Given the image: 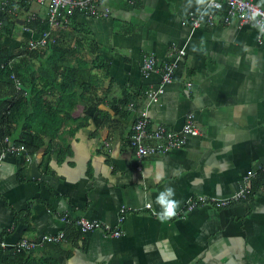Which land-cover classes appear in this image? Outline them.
<instances>
[{
	"label": "crops",
	"instance_id": "crops-1",
	"mask_svg": "<svg viewBox=\"0 0 264 264\" xmlns=\"http://www.w3.org/2000/svg\"><path fill=\"white\" fill-rule=\"evenodd\" d=\"M252 1L264 9V0ZM32 3L21 17L22 10L14 11L12 35L0 47L25 46L31 35L21 29L26 13L42 17L44 10ZM104 4L106 16L77 11L63 29L69 36L50 37L39 47L40 58L25 53L17 63V75L54 77L56 85L61 74H70L65 66L78 72L74 86L72 79L67 82L72 91L58 95L54 87L43 93L51 109L60 107L57 115L49 107L32 118L19 111L10 124L15 132L9 139L15 145L22 144L14 134L46 132L29 160L22 151L0 156V239L5 248L20 238L66 229L58 246H39L35 252L58 264H264V175L254 178L245 200L218 208H184L196 195L233 194L263 156L264 33L258 39L255 26L229 16L225 4L209 8L207 0ZM199 15L202 21L192 26ZM52 43L63 46L50 47ZM50 52L61 62L48 64ZM148 54L158 65L174 61L176 67L157 100L146 104L145 92L159 78L141 70ZM101 61L106 68H98ZM22 82L15 80L14 87L0 83V96L11 99L22 90L27 109L30 91L42 86L40 80L35 86L29 79ZM31 103L40 109V101ZM141 112L152 126L175 131L191 113L198 134L187 136L179 149L139 160L127 136ZM169 186L179 206L162 223L155 200ZM121 207L124 218L118 223ZM79 217L96 219L121 234L80 233L72 224Z\"/></svg>",
	"mask_w": 264,
	"mask_h": 264
},
{
	"label": "built area",
	"instance_id": "built-area-1",
	"mask_svg": "<svg viewBox=\"0 0 264 264\" xmlns=\"http://www.w3.org/2000/svg\"><path fill=\"white\" fill-rule=\"evenodd\" d=\"M35 3L44 6L42 18L47 22V29L42 31H33L29 27L22 25V31H27L31 35L26 39L25 47L28 50L42 47L51 37L50 28L54 26H65L66 16H71L75 10L92 17L106 16L108 9L105 6H100L103 0H33ZM30 0H25L24 4H28ZM222 4L227 6L229 16H234L239 22L250 23L251 25L264 24V9L252 0H207L209 8L218 10ZM14 13V9L10 10ZM259 13L253 19L254 13ZM36 17V14L26 13L23 20L30 21ZM201 18V19H199ZM202 21V16L192 18V26H198ZM210 24V22L208 21ZM258 33L256 37L260 39V28L256 27ZM178 54H182L183 50L179 49ZM176 64L172 62H164L161 65L156 64L155 58L148 54L143 56L141 70L143 73L156 72L158 74V83L155 86L148 88L145 92L146 104L155 102L157 97L162 92L165 85L171 82ZM186 90L190 89V84L186 83ZM198 134L197 128L193 124V116L187 113L184 116V121L181 128L177 131L165 128L162 124L151 125L150 119L144 112L135 118L131 125V133L127 136L128 145L133 149L134 156L137 159L143 157L163 154L170 150L179 149L186 143L187 136H195ZM2 147L0 148V156L8 151H22L26 159H30V154L22 145H14L9 142L7 137H3ZM259 173H264V153L261 160L253 167L249 168L242 178V184L238 189L229 196L224 197H208L196 195L187 200L184 208L191 210L196 206L210 205L218 208L229 205L231 202L245 200L251 194L249 179L255 177ZM148 207V204H146ZM124 209H119L120 215L117 217V222H121L124 218ZM74 226L80 233H85L93 230L103 231L105 234L117 237L121 234L119 229L110 227L109 225L97 221L96 219H87L79 217L74 220ZM63 239L62 231L53 234H42L38 237L20 238L12 248L15 249H32L42 246L47 242H59ZM0 247L5 248L4 242L0 239Z\"/></svg>",
	"mask_w": 264,
	"mask_h": 264
},
{
	"label": "trees",
	"instance_id": "trees-1",
	"mask_svg": "<svg viewBox=\"0 0 264 264\" xmlns=\"http://www.w3.org/2000/svg\"><path fill=\"white\" fill-rule=\"evenodd\" d=\"M24 1L25 0H0V41L4 37L10 38V36L12 35V31L15 25V16L13 13H11L10 10L12 9H14V11L27 10V5L24 4ZM76 14H77V10H75L71 16L65 17L66 19V22H64L65 26L57 25V26L50 28L51 37L69 36L70 35L69 32H66L63 29L71 25L72 19ZM23 23L25 26L29 27L33 31H42L43 29H47L48 27L47 22L39 15L38 16L36 15V17L33 20H30L27 22L24 20ZM72 28L74 29V27ZM78 33L79 32H74L73 36L75 37L79 36ZM62 46L63 45L52 43L50 47L60 48ZM25 53H28L29 56L31 57L36 54L35 56L40 58V56L43 53V49L37 47L31 50H28L25 48V46H23L15 50H12L5 45L0 47V83L6 82L5 84L11 87H14L15 80H18V84H23V82L21 83V81H23L24 79H29L30 83L34 86L36 85L35 80H40L41 82L40 86H42L41 88L35 87L36 89H34L33 87V89L30 91L29 99H27V101L28 100L29 101L26 104L27 109L24 108L25 104L22 102L23 100H25V98L21 97L19 93L22 90H20L17 93H13L11 99H4V98L2 99L0 96V145L3 144L1 142L3 140V137H7L8 140L10 141L9 135L12 132H15L13 128H11L10 124L16 120L15 116L16 114H18L19 111H20V114H22V116L28 115L32 118L34 117L35 113H37L39 110L46 109L47 107L50 108V100H47L46 98H44L43 93L48 94L47 91L50 89H53L54 87H58V90H59L58 95H60L61 92H62L61 94L63 95L69 90L72 91V88L70 89L68 88L70 86L67 83L69 78L72 79L73 81L71 85L72 86L75 85V78L73 77L76 76V72H78V68L76 67L65 66V69L62 68L63 71L65 72L70 71V74L69 75H67V73H63V75L61 74L60 75L61 83L57 85L54 82L55 81L54 77L45 78L40 75H37V78H35L33 75H28V76L17 75V71H16L17 63L23 60L22 55H24ZM60 56L62 57V54H60ZM16 57L18 58V60L15 62L14 59ZM46 58H47L46 59L47 63L51 65L52 63L61 62L60 59H56L54 52H50ZM58 66L59 64H57L54 68ZM28 68H31V67H28ZM98 68H103V69L106 68L105 61H101L99 63ZM83 95H84V91H81L79 93V96H83ZM31 100L40 101L39 107H37L40 109L34 108L35 105L31 108L33 104L31 103ZM20 105H21V109H20ZM50 110H51L50 111L51 114L57 115L58 112L60 111V107L58 106L54 110L50 108ZM44 132L46 131H43V132L37 131V133H28V134L18 133V135L16 134V138L14 134V140L18 144H22L27 149L29 154H32L42 144V135H44ZM259 174L264 175V173H259ZM255 177L249 179L251 191L253 187L255 186L254 184ZM72 224L74 225V222H72ZM65 230L66 229L62 231L63 239L65 238V234H64ZM59 242H47V243H44L42 247L43 246L48 247V245H52V244H55V246L56 245L58 246ZM35 250L36 248L15 249V248H3V247L1 248L0 247V264H58L52 257L46 256L44 254L36 253Z\"/></svg>",
	"mask_w": 264,
	"mask_h": 264
},
{
	"label": "clouds",
	"instance_id": "clouds-1",
	"mask_svg": "<svg viewBox=\"0 0 264 264\" xmlns=\"http://www.w3.org/2000/svg\"><path fill=\"white\" fill-rule=\"evenodd\" d=\"M30 2L35 3L33 0H30ZM30 2L27 5H29ZM256 15H259V13L258 12L254 13L253 19H255ZM254 26L259 27L261 33H264V24L254 25ZM9 142H11V141H9ZM2 143H3V141H2ZM2 145H4V143ZM174 196H175V191L170 186L165 187V189L163 191L159 192L158 195L156 196L155 202L161 208V211L158 212L156 215H157V219L162 223L167 222L168 220H170L171 218H173L176 215V209L179 206V201L174 199Z\"/></svg>",
	"mask_w": 264,
	"mask_h": 264
},
{
	"label": "rangeland",
	"instance_id": "rangeland-1",
	"mask_svg": "<svg viewBox=\"0 0 264 264\" xmlns=\"http://www.w3.org/2000/svg\"><path fill=\"white\" fill-rule=\"evenodd\" d=\"M30 4H31V2H30ZM32 4H35V3H32ZM43 6V5H42ZM44 8V7H43ZM18 14H19V16L21 17L23 14H24V11H21V12H18ZM4 42H8V43H10V42H13V41H10V40H5ZM0 45H1V41H0ZM10 46H13L11 43H10ZM21 47H23V45L21 46ZM15 48H19V47H15Z\"/></svg>",
	"mask_w": 264,
	"mask_h": 264
},
{
	"label": "bare ground",
	"instance_id": "bare-ground-1",
	"mask_svg": "<svg viewBox=\"0 0 264 264\" xmlns=\"http://www.w3.org/2000/svg\"><path fill=\"white\" fill-rule=\"evenodd\" d=\"M101 6H105V7L108 9V11H109L108 6H107L106 4H104V0L102 1ZM155 60H156V59H155ZM156 64H157V61H156ZM157 65H158V64H157Z\"/></svg>",
	"mask_w": 264,
	"mask_h": 264
}]
</instances>
